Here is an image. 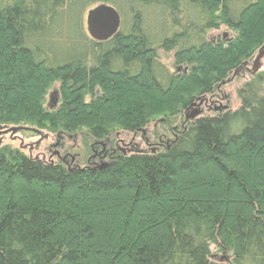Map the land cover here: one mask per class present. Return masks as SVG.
<instances>
[{"label":"trees","instance_id":"trees-1","mask_svg":"<svg viewBox=\"0 0 264 264\" xmlns=\"http://www.w3.org/2000/svg\"><path fill=\"white\" fill-rule=\"evenodd\" d=\"M99 4L121 18L103 42L85 29ZM263 44L264 0H0V126L143 133ZM250 74L239 109L151 131L104 167L0 148V264H264V70Z\"/></svg>","mask_w":264,"mask_h":264},{"label":"rangeland","instance_id":"rangeland-1","mask_svg":"<svg viewBox=\"0 0 264 264\" xmlns=\"http://www.w3.org/2000/svg\"><path fill=\"white\" fill-rule=\"evenodd\" d=\"M86 19V17H85ZM85 29H86V22H85ZM87 32V30H86ZM88 34V33H87ZM223 34H229L230 36L233 35V32L228 29L225 26H222L220 29L217 30H210L207 33V38L208 39H215L217 36H221ZM89 35V34H88ZM160 53V58L161 60L164 62V64H166L171 71L176 72V71H180L181 69L176 68L175 64H174V52H168L165 53L163 50L159 52ZM262 68H260V72L262 70H264V58L262 59ZM252 65H253V61L250 60V65L249 68L252 69ZM258 76V75H257ZM252 75L250 74L249 71H247L246 69H243L242 72H240L237 75H232L230 76V78L226 79L225 82H222L220 84V94H221V98H220V102H218L217 104H212L210 103V96L211 93L207 94V95H203V96H198L195 101L189 105L185 110H183L179 115H177V117H163V118H155L154 120H152L150 122V124L148 125L149 129L147 131V136L146 138H149L150 140L153 139L154 137H152V133L154 132H161L165 129V127H167L168 125L171 124V126H180L178 129V133L177 135H179L183 129L185 128L184 123H186V121H194L200 117H205V116H214L216 113H218V111H214L215 109L222 107L224 111V113L226 111H235L237 109L240 108L241 104H242V100L241 97L239 96V91L240 89H245L246 87V83L249 82L251 80ZM252 81V80H251ZM256 84V82H255ZM260 86V85H259ZM60 85L58 83L53 84L52 88L49 91V94L47 95V101H46V105H48L49 103L52 104L53 106V100L56 99L57 97H59V100L57 101V104L55 105V107H58L59 104H61L60 102L61 100V94H60ZM248 87H246V91H247ZM254 89H257V86L254 85ZM56 91L58 92V96L56 97ZM218 91V88L217 90ZM247 93V92H246ZM243 92L242 95L246 94ZM225 96V97H224ZM89 97V96H88ZM208 98L209 101L205 102L203 99L204 98ZM58 99V98H57ZM198 111L199 114L197 115V117H195L194 119L191 118V115ZM188 117V119L186 118ZM170 118V119H169ZM184 120H186L184 122ZM184 122V123H183ZM24 126V125H23ZM26 126V125H25ZM83 131H86V129H83ZM152 131V133H151ZM46 133H48L49 135V139L46 140L43 144L42 147L40 149H36L35 148V143L37 141H39V138L37 136L35 137H30V138H25L24 134L23 136V145L24 147H21V141L19 138H15V137H20L21 133H17V134H12V133H7L5 135V139L3 141V145L1 146V148L4 147H10L13 150H17L20 153H23L26 156L32 157V158H39L40 160H45V161H56L55 159H51L50 158V152L48 151V146L55 142L56 140V136H57V131L56 132H50L45 130ZM85 135L87 134L86 132H84ZM110 134L114 135L116 137V135L120 134V136L118 137H123L124 139V134L126 135L125 138H127L128 141H133V142H143V144H146V141L143 136L142 132H138L136 138H134L132 135L134 133H129V132H125L123 129L119 128V127H112L111 131L109 132ZM108 134V133H107ZM77 149H80L81 153H82V161L87 159V156L89 155L90 151L87 152V148L86 151H83L84 149L82 148V146L84 147V142L82 141V138L84 135L82 132L79 134H77ZM104 137L106 136L103 135ZM102 138V137H101ZM67 146L75 144L73 139H68L67 141ZM152 142V140H151ZM82 145V146H81ZM30 146H32V150L30 151ZM86 147V146H85ZM76 149V150H77ZM222 255L219 254L218 257H221Z\"/></svg>","mask_w":264,"mask_h":264},{"label":"flooded vegetation","instance_id":"flooded-vegetation-1","mask_svg":"<svg viewBox=\"0 0 264 264\" xmlns=\"http://www.w3.org/2000/svg\"><path fill=\"white\" fill-rule=\"evenodd\" d=\"M253 61V59H251ZM250 65V62H249ZM244 69L247 71L251 72L252 69L249 68V66H246ZM220 85L218 86V91H215L211 93L210 96V103L217 104L220 102L221 98V92L219 90ZM225 97V96H224ZM205 102H208L209 99L206 97L203 99ZM53 105L55 106L57 104L58 99L53 100ZM223 110L222 107H219L215 109L214 111L221 112ZM8 127L0 126V148L3 145V141L5 139V135L7 133H4L5 129ZM176 130V133L178 131V128H174ZM147 131H143V136L145 137L144 139L147 140L146 144L152 145L153 142L149 138H146L147 136ZM20 137H15L19 138L21 141V147H24L23 145V133L20 134ZM120 134L116 135V137L110 133H108L105 137L102 138H95V137H88V143L84 142V145L82 148L84 149L83 151L87 152L90 151L89 155L87 156L86 160L82 161V153L80 149H77V137L78 135H72V134H67V133H61L58 136H56L55 142L51 143L48 146V151L51 152L50 158L53 160L55 159L57 162L62 163L67 165L68 167H76V166H84V167H90L91 165L99 166V167H104L108 163L110 159H113L116 157L119 153H126V152H132L136 147L139 145H146L143 144V142H133V141H128L127 138H125L124 134V139L123 137H118ZM134 138H136L137 133H134L132 135ZM25 138H30L33 136L30 135H25ZM39 138V141L35 143V148L40 149L42 147V144L49 139V135H45L43 138L37 136ZM68 139H73L75 144L67 146V140ZM32 146H30V151L32 150ZM77 149V150H76Z\"/></svg>","mask_w":264,"mask_h":264},{"label":"water","instance_id":"water-1","mask_svg":"<svg viewBox=\"0 0 264 264\" xmlns=\"http://www.w3.org/2000/svg\"><path fill=\"white\" fill-rule=\"evenodd\" d=\"M86 30L89 36L99 42L107 41L115 36L120 30L121 18L118 11L108 5L99 4L90 9L86 14ZM264 58V44L259 48L257 54L253 58L252 71L256 73L262 67V59ZM199 114L198 111L191 115L194 119ZM188 119V117H186ZM4 133H23L30 136H42V131L29 126H13L5 129Z\"/></svg>","mask_w":264,"mask_h":264}]
</instances>
